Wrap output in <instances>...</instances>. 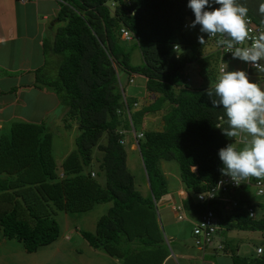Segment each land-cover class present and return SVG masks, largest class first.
<instances>
[{"label": "trees", "instance_id": "obj_1", "mask_svg": "<svg viewBox=\"0 0 264 264\" xmlns=\"http://www.w3.org/2000/svg\"><path fill=\"white\" fill-rule=\"evenodd\" d=\"M187 3L56 0L53 21L60 23L49 39L41 38L42 62L33 69L34 84L54 92L65 106L63 125L69 126L71 119L78 133L58 169L51 152V133L42 121L15 119L0 133L2 236L21 241L27 252L35 251L58 234L57 221L51 215L55 209L86 210L97 202L110 201L93 231L81 229V236L121 264H160L169 253L156 211L157 200L167 192L160 160L174 159L186 192L182 211L197 216L210 208L225 230L258 231V253L255 248L252 253H239L226 236L218 241L214 237L212 242L221 243L220 250L229 253L233 264H264V201L252 198L264 193H255L252 181L256 177L229 190L235 200L232 207L196 199V192L209 188L221 174L218 150L234 139L222 133L228 127L225 110L213 108L205 94L218 81L212 63L220 55L223 59L232 54L216 50L215 39L200 33L199 25L189 27L194 14ZM240 3L249 9L253 22L264 26L250 2ZM120 28L129 30L134 38H122ZM199 35H204L205 44L198 42ZM133 52L139 57L136 62L131 59ZM50 58L54 59V75L44 72ZM191 61L198 62L202 76L209 75V83L189 86L182 70ZM118 70L143 76L144 89L157 94L131 109L134 100L123 95ZM11 89L14 87L8 91ZM164 102L169 106L162 113L163 126L139 130L138 151L148 185L147 193L142 194L134 186L120 139L130 126L139 124L143 113L162 108ZM94 149L100 152L98 157H94ZM93 159L97 160L95 171L90 166ZM248 206L253 208L252 214Z\"/></svg>", "mask_w": 264, "mask_h": 264}, {"label": "rangeland", "instance_id": "obj_2", "mask_svg": "<svg viewBox=\"0 0 264 264\" xmlns=\"http://www.w3.org/2000/svg\"><path fill=\"white\" fill-rule=\"evenodd\" d=\"M240 1H248L250 2V6L252 10H258L261 4H264V0H240ZM259 17L264 19V14H261L259 12ZM40 17V16H39ZM49 17V16H48ZM38 20L42 23V27L47 28L51 27V29H55V27L60 23L58 21H55L52 23V18H38ZM50 23H52L50 25ZM260 23L263 24V20H260ZM50 25V26H48ZM51 35L52 30L45 29L43 34ZM46 39H49V37H46ZM37 38H35V41H29L28 42V52L31 55L30 59H37V57L41 56V43H39V48H37ZM27 53V52H26ZM26 53L22 58L26 60ZM35 56H32V55ZM39 54V56H37ZM41 54V55H40ZM136 53L133 52L132 56H135ZM131 56V57H132ZM132 61H137L138 56L132 57ZM219 63L223 64V67H225V71H230L232 60L230 58L227 59H218L216 62L212 63L214 68V73L216 79H219V77L225 72L218 71V65ZM183 73L184 76L188 77L186 80L189 86H198L202 84L209 83L210 78L204 77L201 75V70L199 67L198 62L191 61L187 63L183 67ZM45 74L48 75H54L55 73V66H54V59L50 58L47 63L45 64L44 69ZM119 75L124 72L123 70H118ZM125 73V72H124ZM33 74V73H32ZM141 75H135L134 81L132 83H124L123 86L125 88V92L129 94L130 88L133 89L139 83L142 81ZM2 85H6V83H2ZM28 95L19 96L17 95V99L20 101V103L16 106V103H12V107L15 109L23 107V111H19L16 116H14L13 120L15 119H21V120H30V121H42L46 125V129L51 133L52 140H51V152L54 157L55 163L57 164V169L59 167V162L64 154V151L67 149H70L74 145V139L73 137L78 133V128L76 127L75 123L72 122V120H69L70 125L64 126L62 121L58 119V115L60 111H62V116L65 111V106L61 103H56L53 105V107H48L49 103V97H51L50 94L47 95V93L44 96H38L37 98H40L39 100H42L45 98L44 101H41L40 103H35V100L30 96V94H33V88L26 89ZM49 90V89H47ZM54 96V93H52ZM157 93L149 92V94H145L143 97L139 96V100H141V104L138 103V105L145 104L152 100L154 96ZM28 97V98H26ZM56 97V96H54ZM6 102V101H5ZM36 104H40V106H46L47 108L43 111L42 115L40 112L41 108L37 107ZM135 105V104H134ZM137 106V105H136ZM134 106V107H136ZM138 106V107H139ZM169 104L167 102H164L162 105V108L155 110V111H148L143 113L139 124H136L133 129L136 131H141L142 129H160L163 126V120H162V113L165 109H167ZM39 113V114H38ZM62 124V125H61ZM8 124H4L6 126ZM237 139V137H235ZM124 143L123 147L126 152V166L129 169V171L133 174V181L134 186L136 189H138L140 192L144 193L146 192V177L145 173L143 171L141 158L139 155V151L137 148V145L133 139L132 133H131V126L128 130L124 133ZM101 142H104L105 140V134L103 133L99 139ZM241 142V140L239 141ZM236 142L238 148L243 147V143ZM65 155V154H64ZM100 155L99 151H96L94 149V157H98ZM97 165V160L93 159L90 166L95 171ZM160 167L161 170L166 178L167 187L169 190H176L177 187L183 186L180 176H179V170H178V164L174 159H161L160 160ZM99 181H102V175L98 176ZM250 195L252 196V191L250 192ZM260 197V196H258ZM261 198V197H260ZM258 199V198H257ZM259 200V199H258ZM262 202V201H260ZM110 204V201L106 202H97L95 203L91 208L86 210H78V211H64L60 209H55V212L51 214L53 218L57 221L58 225V234L55 237V239L45 245L39 246L35 251L27 252L24 250L22 242L15 239L14 237L8 238L6 236H2L0 233V264H40V259L42 261L41 264H43L49 256L46 264H91L89 260H86V257H84L83 253L80 254L76 252V247L79 246L80 248L83 246L84 241H82V246L79 244L83 240V237L79 233V230H86V231H93L94 229V223L96 219L105 212L107 206ZM156 210L158 211V220L159 224L161 226V229L165 231L166 223H170L171 218H173V222L176 225H181L182 228L187 231V228H190L194 220L192 221L191 218L187 215L185 211H183L182 219L177 220L175 217H170V215H165L164 211H167L166 207L162 205L160 202H156ZM258 211V209H257ZM260 211V209H259ZM169 212L170 209H169ZM219 224H218V222ZM215 221L218 224L217 234L215 238H225L226 230L224 229V226L222 222L220 221V218L215 217ZM64 227H68L64 229ZM177 226V230H178ZM64 233L71 236L69 239L64 237ZM261 239V235L258 231H250L247 230V234H243L242 237L236 239L235 241L237 244L240 245V251L243 253H252L254 252V248L257 244V242ZM185 244L191 245L192 238L188 235L184 237ZM170 247L173 248L172 245V239H170ZM85 246V245H84ZM169 248V247H168ZM84 249V248H83ZM87 249V247H86ZM89 250V249H88ZM61 252V254H59ZM56 254V255H54ZM30 256V257H28ZM45 257V258H44ZM102 264V263H100ZM107 264V263H106Z\"/></svg>", "mask_w": 264, "mask_h": 264}, {"label": "crops", "instance_id": "obj_3", "mask_svg": "<svg viewBox=\"0 0 264 264\" xmlns=\"http://www.w3.org/2000/svg\"><path fill=\"white\" fill-rule=\"evenodd\" d=\"M56 0H25L23 2L19 0H0V133L4 132L10 121L13 120L14 116L17 115L19 111H23L24 108L15 109L12 107V103L15 102L16 106L20 103L17 99V95L27 96L28 93L26 89L33 88V94L30 96L35 100V103H40L44 101L45 98L39 100L36 95L39 97L44 96L46 93L47 95L50 94L48 107H53L56 103H58L55 94L49 88L45 86H37L34 84V73L33 69L42 62V55L37 56V59L31 60V55L29 54L28 50V42L35 41L37 38V48H39V43L41 42V38L43 37H51L47 33L44 35L43 32L45 29L48 28L50 31L52 30L51 27L44 28L42 27V23L38 20V18H52V23L54 14L56 12ZM40 16V17H39ZM49 16V17H48ZM50 23V25L52 24ZM48 25V26H50ZM27 52V53H26ZM26 53V60L23 59L22 56ZM132 56L133 58L136 57ZM32 56H35L34 54ZM138 56V55H137ZM222 56H219V59ZM230 58L232 60L230 71L235 70H244L248 73L250 80L253 82H257L258 85L261 86L262 90H264V61L259 62V67L250 65L249 63L243 62L239 59H233L232 56L225 57L223 59ZM139 60V57H138ZM137 60V61H138ZM136 62V61H135ZM220 64V63H219ZM223 64L221 63L219 67ZM220 71V70H219ZM225 71V67L221 72ZM33 73V74H32ZM135 75L132 74L127 75L126 73L122 72L119 75L120 82L123 89V95L126 97H130L134 100L133 104L131 105V109L138 108V103L141 104V100H139V96L143 97L145 94H149L144 89V77L141 76L143 79L139 85L134 87L133 89L130 88L129 94L125 92V88L123 86L124 83H132L135 78ZM140 76V75H139ZM128 78H131V81H128ZM2 83H6V85H2ZM14 87L8 91L10 87ZM49 89V90H47ZM28 98V97H26ZM6 101V102H5ZM135 104V105H134ZM37 107L41 108L40 112L41 115L47 107L40 106V104H36ZM137 105V106H136ZM136 106V107H134ZM38 113V114H39ZM62 111H60L58 115V119L61 121ZM30 121V120H29ZM4 124H8L4 126ZM62 125V124H61ZM126 132V131H124ZM74 139V137H73ZM123 143L125 142L123 136ZM52 140V136H51ZM241 140V137L234 138L230 143H236ZM242 143L239 142L238 145ZM69 149L64 151V154ZM63 154V155H64ZM62 155V157H63ZM61 157V158H62ZM148 191V186H146V192ZM142 193V192H141ZM144 194V193H142ZM186 192L183 186L177 187L176 190H169L167 187V192L165 195L158 200L162 205L168 209L164 211L165 215H170V217H175V212L171 209V205L174 203H181L182 198L185 196ZM260 196V197H258ZM253 195L252 198L256 201H264V194L263 195ZM259 200H258V199ZM169 209L171 212H169ZM187 213V215L191 218L194 222L196 221V214L192 213L190 210L183 209ZM182 211V215H183ZM171 218L170 223H166L165 231L162 229L164 234V242H167L169 247V253L163 258L160 264H233L231 261V257L229 253L225 250H220L214 247V243L199 247L191 242V245L185 244L184 237L190 236L191 237V227L187 228L185 231L181 225H176ZM180 220V219H177ZM178 227V230L176 229ZM68 227H64L66 229ZM218 229V228H217ZM243 234H247V230L231 228L226 230L225 236L229 242L233 245H237V251L242 254H246L240 251V245L237 244L235 238L238 239L242 237ZM64 237L67 239L70 236L66 233L63 234ZM215 237V235H214ZM213 237V238H214ZM170 239H172L173 248L170 247ZM223 238H215L216 241L222 240ZM79 243L82 246V241L85 244L80 248L79 246L76 247V252L84 255L86 260H89L91 264H121L120 261L115 258L111 257L99 249L92 248L87 241L83 238L80 240ZM85 245V246H84ZM87 247V249H86ZM84 248V249H83ZM89 249V250H88ZM251 253V252H250ZM61 254V252L59 253ZM56 255V254H54ZM30 257V256H28ZM52 257V256H49ZM43 263L46 264L49 262L48 258ZM45 258V257H44ZM42 263L40 259V264ZM66 264V262H64Z\"/></svg>", "mask_w": 264, "mask_h": 264}, {"label": "clouds", "instance_id": "obj_4", "mask_svg": "<svg viewBox=\"0 0 264 264\" xmlns=\"http://www.w3.org/2000/svg\"><path fill=\"white\" fill-rule=\"evenodd\" d=\"M214 4L219 7H213ZM187 7L194 14L189 27L199 25L200 33L219 37L217 46L224 47L233 59L253 66L264 61V33L248 47L238 46L252 39L248 32L249 9L240 0H188ZM259 12L264 14V4L260 5ZM197 39L202 45L206 43L204 35ZM128 81L131 80L128 78ZM205 94L213 108L222 106L225 110L228 127L222 133L228 138L241 137L243 143L240 148L229 143L218 150L223 164L221 174L235 183L250 177H264V90L250 80L246 71L235 70L225 71L213 87L205 89Z\"/></svg>", "mask_w": 264, "mask_h": 264}, {"label": "built area", "instance_id": "obj_5", "mask_svg": "<svg viewBox=\"0 0 264 264\" xmlns=\"http://www.w3.org/2000/svg\"><path fill=\"white\" fill-rule=\"evenodd\" d=\"M21 2L25 0H19ZM111 5L113 4L112 1L109 2ZM219 5H216L215 8H218ZM248 32L249 36L252 38L250 40H246L242 45H238L240 47H248L252 40H254L259 34L264 33V26L255 23L252 21V19L248 16ZM120 36L126 40H130L134 38L131 32L125 28H120ZM207 36V34H206ZM208 37V36H207ZM211 38L215 39V46L216 50L220 51L223 54H231L230 52H226L225 48L222 46H217L216 40L219 38L217 36H209ZM252 65L251 63H249ZM259 67V65H257ZM219 70H223V67L220 66ZM131 80V78H129ZM127 111V108H126ZM128 112V111H127ZM132 129V127H131ZM142 135L140 131H134L132 129V136L137 144V139ZM123 139H120V142H122ZM91 175H93V171L90 172ZM241 181L235 183L230 177L219 174L217 178L215 179V182L207 189L196 192V199L198 201H204L207 202L209 200H216L219 203H221L223 206L230 205L231 207L235 205V200L232 198V195L229 193V190L231 188H234L235 186H238ZM252 185L255 187V193L256 194H262L264 193V177L263 178H255L254 181H252ZM171 209L175 212V216L177 219L182 218V205L181 203H174L171 205ZM248 213H253V208L248 206L247 207ZM214 212L210 208H206L204 211L200 212L196 216V221L191 227V238L193 244L199 247H204L212 243L214 235L217 234V228L214 221ZM215 248L220 249L221 243L218 242L214 245ZM261 251V245H258L255 247V252L258 253Z\"/></svg>", "mask_w": 264, "mask_h": 264}]
</instances>
